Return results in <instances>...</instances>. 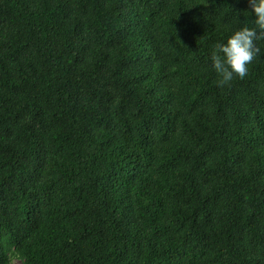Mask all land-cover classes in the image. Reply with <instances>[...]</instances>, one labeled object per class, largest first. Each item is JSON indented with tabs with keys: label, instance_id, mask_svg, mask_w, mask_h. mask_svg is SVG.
<instances>
[{
	"label": "trees",
	"instance_id": "trees-1",
	"mask_svg": "<svg viewBox=\"0 0 264 264\" xmlns=\"http://www.w3.org/2000/svg\"><path fill=\"white\" fill-rule=\"evenodd\" d=\"M248 0H0V264H264V41Z\"/></svg>",
	"mask_w": 264,
	"mask_h": 264
},
{
	"label": "clouds",
	"instance_id": "clouds-1",
	"mask_svg": "<svg viewBox=\"0 0 264 264\" xmlns=\"http://www.w3.org/2000/svg\"><path fill=\"white\" fill-rule=\"evenodd\" d=\"M255 13V27L244 26L235 30L226 43H217L211 54L212 66L220 79L219 87L230 86L234 77L244 79L250 65L262 54L258 41H264V0H248Z\"/></svg>",
	"mask_w": 264,
	"mask_h": 264
},
{
	"label": "rangeland",
	"instance_id": "rangeland-1",
	"mask_svg": "<svg viewBox=\"0 0 264 264\" xmlns=\"http://www.w3.org/2000/svg\"><path fill=\"white\" fill-rule=\"evenodd\" d=\"M14 264H20L18 261H15Z\"/></svg>",
	"mask_w": 264,
	"mask_h": 264
}]
</instances>
